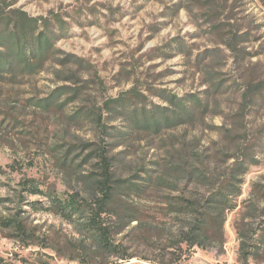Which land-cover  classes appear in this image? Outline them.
Returning a JSON list of instances; mask_svg holds the SVG:
<instances>
[{
    "label": "rangeland",
    "instance_id": "obj_1",
    "mask_svg": "<svg viewBox=\"0 0 264 264\" xmlns=\"http://www.w3.org/2000/svg\"><path fill=\"white\" fill-rule=\"evenodd\" d=\"M0 7V35L21 10L42 18L28 44L53 42L0 70V264H264V0ZM103 150L121 194L103 214L107 253L81 227ZM175 166L179 183L164 175ZM70 195L84 206L72 216L57 203ZM192 196L211 220L195 241L180 208Z\"/></svg>",
    "mask_w": 264,
    "mask_h": 264
},
{
    "label": "trees",
    "instance_id": "obj_2",
    "mask_svg": "<svg viewBox=\"0 0 264 264\" xmlns=\"http://www.w3.org/2000/svg\"><path fill=\"white\" fill-rule=\"evenodd\" d=\"M0 9L2 10V7H0ZM17 13L19 14L17 15L19 19L17 23H15L14 29L17 28L18 32H14V36H9L10 39H8V37L4 34L0 35L1 44L4 43V45L7 46L6 52H0V70L5 68L11 69L16 61L17 63L25 62L26 67L31 66V58L39 56L42 60L53 45L50 36L43 31L37 34L34 41L35 43L28 44L29 36H31V34H33L38 28V24L42 18L30 17L26 12L21 10H18ZM143 120L147 124H150V121H152L151 124L155 128L160 127L159 121L154 119L149 120L146 116ZM172 121L174 120L172 119ZM165 122H167V124L170 123L168 117H165ZM172 123L174 122H171L170 124ZM98 156L100 159L99 165L102 171L94 178V181L90 185V194L93 199V203H91L88 207H84L78 201L79 196L77 197L76 195H70L68 198L64 199V201L58 198L57 203L65 209L64 212H66L69 216L75 215L78 213L79 208L84 207L82 216H86V219L81 223L82 231L85 235H90V238H93L95 248L103 250L107 253L117 248V246L114 245L112 240L113 231L111 225H107L105 223L103 214L108 213L106 210L107 207L111 205L119 206L115 201L121 194L119 193V182H116L114 178H112L113 174H111V164L107 154L103 150ZM180 169V167L175 166L172 169L164 170V175L167 173L171 174L170 176L173 178L172 181L179 183V178H181L179 175V172H181ZM157 179L160 185L167 181L165 176L161 175L157 177ZM144 182H154L153 175L148 174ZM24 183H28L32 188H38L32 180H24ZM135 186L138 190L145 187L143 186V183ZM227 195V193L225 194L223 192L221 198L218 199V202L221 204L227 203L229 200ZM185 201L186 202L182 204L183 207L180 208L190 209L193 220L189 229L187 231H183V235H185L186 239L190 241H195V239L200 238L204 239L209 231L208 229L211 228V220L209 221L210 218L208 217L210 213L207 211L205 206L201 209L203 212L201 210L198 211L196 197L194 196L190 199H185ZM218 214H221L220 211ZM115 215L118 216L119 220H124V216L121 215L119 211H116ZM219 217H217V219ZM137 220L138 219L136 217H131L127 221V225L129 226ZM139 223L140 222L137 221L136 224L138 225ZM125 258L129 257H123V259Z\"/></svg>",
    "mask_w": 264,
    "mask_h": 264
}]
</instances>
